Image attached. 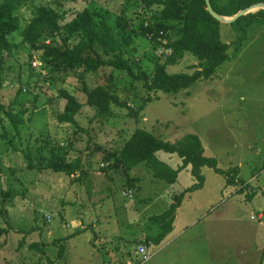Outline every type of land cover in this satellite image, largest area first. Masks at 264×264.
Here are the masks:
<instances>
[{"label":"rangeland","instance_id":"rangeland-1","mask_svg":"<svg viewBox=\"0 0 264 264\" xmlns=\"http://www.w3.org/2000/svg\"><path fill=\"white\" fill-rule=\"evenodd\" d=\"M214 1L222 10L231 2ZM42 5L55 9L62 26L84 9L105 14L135 75L151 77L156 64L170 56L157 53L163 43L153 41L154 31L143 36L142 27H154L161 11L142 0H26L19 5L20 30L10 37L16 46L6 55L0 90V229L9 231L0 239V264L139 260L137 247L161 232L150 217L163 213L176 195L198 181L191 167L168 183L155 178L147 164L128 172L117 165V154L137 129L170 142L198 135L205 155L215 158L220 169L239 167V182L233 186L214 169L202 168L204 186L185 195L172 232L159 245H148L154 256L144 264H264V7L250 9L261 12L253 18L221 23L229 59L214 76L164 93L149 91L143 80L110 67L97 74L79 69L52 75L43 69L41 51L21 36ZM121 17L125 28L117 23ZM168 24L165 34L179 38V24ZM78 42L72 39L70 47ZM198 65L187 53L167 72L192 74ZM84 85L89 90L104 86L126 106L113 104L112 115L100 117L86 105ZM61 90L84 104L76 116L78 126L58 122L66 104ZM147 98L150 102L139 110ZM10 110L23 123H11ZM157 156L173 169L182 165L175 154ZM54 157L66 163L80 159L82 170L71 176L55 171ZM127 188L134 191L132 201L123 195ZM35 243L44 247L43 253L30 248Z\"/></svg>","mask_w":264,"mask_h":264},{"label":"trees","instance_id":"trees-1","mask_svg":"<svg viewBox=\"0 0 264 264\" xmlns=\"http://www.w3.org/2000/svg\"><path fill=\"white\" fill-rule=\"evenodd\" d=\"M25 1L5 0L0 4V90H2L5 81L6 55L12 53L16 46L11 42L10 37L20 30V18L16 15V11L19 5ZM263 2L264 0H231L229 9L222 10L216 6L214 0H211L214 11L225 17H233L241 10ZM143 4L149 9L156 6L161 11L154 27L148 30L142 27L143 36L147 31H154L156 34H159L160 31L166 32L171 28L168 24L170 22L179 24V38L173 40L170 35L165 36L168 47L172 49V55L164 63L156 64L151 77L145 74H134L130 64L124 58L122 41L115 36L106 15L95 14L90 9H84L74 19L62 26L59 22L60 15L55 9L48 5L37 7L36 16L31 20L29 26L21 30L22 42L28 44L32 49L41 51V61L46 65L43 69L52 75L57 72L79 69H83L85 73L97 74L101 69L110 67L113 70L128 71L135 80H143L149 91L164 93H177L188 89L198 81L211 78L216 70L229 59V45L222 41L220 36L221 23L206 10L205 0H144ZM260 13H249L234 22H238L244 17L253 18ZM117 23L122 28L126 27V20L122 17L117 19ZM74 38H79V42L74 47H70L69 42ZM48 39H50V43H46ZM58 41H62L63 44H59ZM123 41L127 42L126 37ZM187 53L192 54L199 61L197 69L192 74L168 73L167 66L176 64ZM84 90L87 95L86 105L94 108L97 112L96 115L100 117H110L113 104L121 107L126 106L104 86H97L89 90L84 85ZM60 95L65 99L66 104L63 111L57 115L58 122L78 126L76 116L84 104L65 90H61ZM147 102H150V98L144 101L139 110H143ZM7 117L15 125L23 123V119L12 110L7 112ZM158 152L177 155L181 158L182 165L177 169L171 168L158 158ZM114 155L116 156V153ZM116 161L117 165L127 172L138 165L147 164L153 169L155 178L168 183H175L180 172L191 167V173L198 181L194 186L176 195L174 202L167 210L150 217L151 221L159 224L161 232L151 240H146L147 246L151 243L159 245L172 232L176 213L182 205L185 195L202 188L205 184L202 168L210 167L224 175L227 185L233 186L239 182V167L230 170L220 169L215 158L205 155L202 141L195 134H188L176 142H170L160 139L144 129H137L117 154ZM51 162L56 165L53 170L69 176L82 170L80 159L66 163L65 158L59 161V158L54 157ZM28 167L34 168L31 160H29ZM129 183L131 187H134L133 179H129ZM1 194L4 197L8 195L3 191ZM8 232L7 229H0V239ZM66 239L69 238L67 237L63 241ZM30 248L41 253L44 251V247L38 243L31 244ZM61 248H63L62 245ZM63 254H60V257Z\"/></svg>","mask_w":264,"mask_h":264},{"label":"built area","instance_id":"built-area-1","mask_svg":"<svg viewBox=\"0 0 264 264\" xmlns=\"http://www.w3.org/2000/svg\"><path fill=\"white\" fill-rule=\"evenodd\" d=\"M144 0H142L143 2ZM155 35L153 36V41L158 43L161 41L163 44L158 47L157 53L160 55H165V56H171L172 55V49L168 47V41L165 38L166 34L163 31H160L159 34L154 33ZM165 34L164 38L165 40L161 39L162 36ZM160 39V40H158ZM123 195L130 199L131 201L135 198L134 191L131 188H127L123 191ZM149 246L146 244L139 245L136 250V254L140 256L139 260L136 259L134 261L128 262V264H144L152 259L154 254L149 250Z\"/></svg>","mask_w":264,"mask_h":264},{"label":"water","instance_id":"water-1","mask_svg":"<svg viewBox=\"0 0 264 264\" xmlns=\"http://www.w3.org/2000/svg\"><path fill=\"white\" fill-rule=\"evenodd\" d=\"M205 1H206V10L210 13V15L212 17H214L220 23H233L239 17L249 14L250 13V11H249L250 9H254V8H258V7H264V3L256 4V5L251 6L250 8L241 10L240 12H238L233 17H225V16H222V15H219L217 12L214 11V9L212 7V4H211V0H205Z\"/></svg>","mask_w":264,"mask_h":264}]
</instances>
